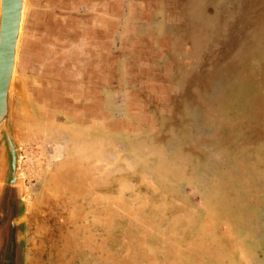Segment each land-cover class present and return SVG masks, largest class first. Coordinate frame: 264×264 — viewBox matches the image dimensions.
<instances>
[{
  "label": "rangeland",
  "instance_id": "374dc122",
  "mask_svg": "<svg viewBox=\"0 0 264 264\" xmlns=\"http://www.w3.org/2000/svg\"><path fill=\"white\" fill-rule=\"evenodd\" d=\"M16 87L0 264H264V0H26Z\"/></svg>",
  "mask_w": 264,
  "mask_h": 264
},
{
  "label": "water",
  "instance_id": "95a60500",
  "mask_svg": "<svg viewBox=\"0 0 264 264\" xmlns=\"http://www.w3.org/2000/svg\"><path fill=\"white\" fill-rule=\"evenodd\" d=\"M25 7L26 0H0V145L11 152L14 174H18L19 155L14 139L13 105L18 91L16 69Z\"/></svg>",
  "mask_w": 264,
  "mask_h": 264
},
{
  "label": "crops",
  "instance_id": "0c3cea01",
  "mask_svg": "<svg viewBox=\"0 0 264 264\" xmlns=\"http://www.w3.org/2000/svg\"><path fill=\"white\" fill-rule=\"evenodd\" d=\"M92 37V36H91ZM93 40L94 38L92 37L90 40H86L84 46L81 45L82 48H89V50L91 49V47L93 46ZM102 52H98L95 50H90L89 53H87L85 55L86 58H89L91 60V62H96V61H104L105 63L108 62L104 59L109 58L110 55V49L108 48V46H106V44L101 48ZM103 52L105 53V55H103ZM109 53V54H108ZM103 57V58H102ZM79 78V77H78ZM88 78H93V77H86L85 79L87 80Z\"/></svg>",
  "mask_w": 264,
  "mask_h": 264
},
{
  "label": "bare ground",
  "instance_id": "6f19581e",
  "mask_svg": "<svg viewBox=\"0 0 264 264\" xmlns=\"http://www.w3.org/2000/svg\"><path fill=\"white\" fill-rule=\"evenodd\" d=\"M0 43H1V38H0ZM18 182V181H17Z\"/></svg>",
  "mask_w": 264,
  "mask_h": 264
}]
</instances>
